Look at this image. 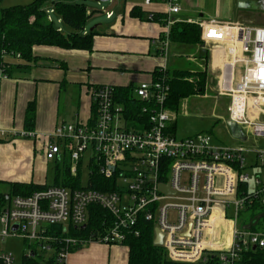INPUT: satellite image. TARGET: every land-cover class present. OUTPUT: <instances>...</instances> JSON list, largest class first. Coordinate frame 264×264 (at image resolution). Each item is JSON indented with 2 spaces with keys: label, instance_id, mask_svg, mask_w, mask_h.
<instances>
[{
  "label": "built area",
  "instance_id": "built-area-1",
  "mask_svg": "<svg viewBox=\"0 0 264 264\" xmlns=\"http://www.w3.org/2000/svg\"><path fill=\"white\" fill-rule=\"evenodd\" d=\"M143 2L149 5L152 0ZM165 2L168 11L160 48L164 61L158 67L162 74L141 81L134 91L138 99L152 103L144 108L150 114L147 126L128 127L124 106L114 96L115 86L96 85L90 88L95 107L91 121L59 125L46 146L47 158L53 159L65 143L73 175L88 153L89 174L96 166L103 177L113 180L114 189L50 185L29 196H14L0 212V264H16L13 254L1 247L9 237L24 239L28 255L34 254V245L40 254L49 253L35 257L41 264H66L75 247L93 242L123 244L129 234L138 236L142 217L154 223V230H161V246L174 262L197 264L216 255L221 264H237L244 252L264 250V228H255L264 215L260 213L247 227L239 223L242 211L256 209V203L264 206V174L248 170L254 165L264 167V144L229 145L209 132L178 137L171 131L178 113L167 105L170 30L177 22L172 15L181 7L178 0ZM45 11L53 21L54 6ZM194 22L202 27L204 41L226 45L229 57L216 79L219 94L230 97L228 119L264 140V26L217 18ZM58 23H62L60 16ZM8 77L1 70L0 82ZM19 134L35 136L27 130ZM4 135L0 128V136ZM251 155L255 160H250ZM94 204L111 217L105 231H93L87 238L49 231L59 224L64 233L70 224L87 225ZM225 223L231 226L229 243Z\"/></svg>",
  "mask_w": 264,
  "mask_h": 264
},
{
  "label": "crops",
  "instance_id": "crops-1",
  "mask_svg": "<svg viewBox=\"0 0 264 264\" xmlns=\"http://www.w3.org/2000/svg\"><path fill=\"white\" fill-rule=\"evenodd\" d=\"M178 1L181 10L172 17L177 21L194 23L195 30L191 31L188 42L177 39L170 42L168 65L171 71H186L188 87H192L184 97L186 99L192 94L196 95L197 85L207 91L209 81L219 75L224 61L229 57L226 45L204 41L202 27L194 21L217 18L242 25L264 26L254 17L255 12L264 11V0H253L256 2L253 9H241L238 0H218L215 8L209 9L210 13L204 7L206 0ZM116 5L121 7L113 8L107 20L97 23L92 29L97 32L92 51L37 45L34 47L37 60L31 62L29 67L14 69L7 79L0 82V128L5 131L2 136L4 140L0 142V180L49 184L44 176V164L61 160L63 155L69 154V150L62 142V152L48 159L46 154L41 156L37 148L40 145V149L46 152L47 143L53 140L52 133L59 125L91 121L95 108L90 88L107 84L136 87L141 81L154 79L155 71L164 61L160 48L165 26L158 21L132 16L131 10L138 6L147 15L152 12L165 15L168 11L165 0H152L149 5L144 4L143 0H124L113 3L111 7ZM88 13L92 15L89 10ZM10 60L20 61L14 58ZM227 97L230 104V97ZM61 99L64 103L62 107ZM31 102L36 103L33 138L19 134L26 130V113ZM228 107L223 114L227 121ZM173 130L175 134L176 128ZM233 137L247 139V136L245 139ZM37 160L39 164H36ZM250 160H255V157L251 155ZM257 168L254 165L248 170L261 173ZM230 240L231 237H228L226 241L229 243ZM42 255L47 257L50 254ZM128 262L127 245L93 242L76 247L69 254L66 264Z\"/></svg>",
  "mask_w": 264,
  "mask_h": 264
},
{
  "label": "trees",
  "instance_id": "trees-1",
  "mask_svg": "<svg viewBox=\"0 0 264 264\" xmlns=\"http://www.w3.org/2000/svg\"><path fill=\"white\" fill-rule=\"evenodd\" d=\"M86 0H33L27 4H17L9 7H0V73L5 70L11 75L14 69L29 67L31 62L37 60L34 55V47L37 45L57 46L64 49H82L92 51L94 46V36L97 34L95 30H87V20L91 16L88 13ZM53 5L56 14L62 17V23L66 28L56 26L55 21H49L45 7ZM131 15L141 19H149L165 24V15L162 13L152 12L147 15L140 7L135 6L131 10ZM87 30V31H86ZM195 30L194 23L187 21L175 22L170 30V40H179L188 42L190 33ZM164 33L161 34V39ZM10 58L20 61H11ZM158 69L155 71V78L161 75ZM171 91L167 105L172 110L177 111L180 107V101L186 97L191 91L186 81V71L175 70L168 72ZM135 86H115L114 96L117 102L124 106V118L128 127L139 128L147 126L149 122V113L144 108H150L152 103L143 102L135 96ZM95 108V107H94ZM36 121V103L31 102L28 105L25 129L32 131ZM176 123L171 128H176ZM4 138L0 136V142ZM68 155V154H67ZM81 167V165H80ZM77 175L70 172V165L67 164L64 169H60V164L56 165V175L54 182L51 184L39 185L36 183L8 182L7 189L1 187L6 184L0 180V212L10 202L14 196H29L35 191L42 190L50 185L65 186L71 189L82 188L81 170ZM87 187L97 190L107 191L113 190V180L103 177L97 167H93V173L89 174ZM264 215V206L259 203L255 205ZM111 221L107 211L98 206L91 205L89 207V219L85 228L69 225L67 233L63 231V225H55L50 228V232L59 235H68L76 238L90 237L93 231H105L107 223ZM140 234H129L124 241V245L129 248L128 264H193L174 262L166 257L162 246L155 245L154 223L147 221L142 217L140 219ZM28 246V245H27ZM76 248V247H75ZM73 248L72 251L75 249ZM34 254L23 256L22 264H41L35 257H43L33 246ZM42 255V256H41ZM51 261H49V264ZM197 264H221L218 257H209L207 262L203 261ZM237 264H264V250L250 249L244 252Z\"/></svg>",
  "mask_w": 264,
  "mask_h": 264
},
{
  "label": "rangeland",
  "instance_id": "rangeland-1",
  "mask_svg": "<svg viewBox=\"0 0 264 264\" xmlns=\"http://www.w3.org/2000/svg\"><path fill=\"white\" fill-rule=\"evenodd\" d=\"M33 0H0V7L5 8L12 5L17 4H27ZM124 0H86L85 3L88 7V10L92 13V15L88 18L86 27L89 31H91L97 23L105 22L107 20L108 13L111 10L114 11L113 8H120L121 5H116L111 7L113 3L120 2ZM218 0H206L204 7H206L207 12L209 9L215 8ZM118 4V3H116ZM117 11V10H116ZM210 13V12H209ZM255 18L264 23V11L255 12ZM54 21L57 27L66 28V26L62 23H58V15L54 14ZM212 78V76H211ZM209 88L204 90L205 88L196 86V95H190L186 99H181L179 110L177 109V119H176V132L175 134L178 137H187L194 135L200 132H209L215 140L223 144H242L246 147L254 146V145H263L264 140L254 135L248 134L244 131L247 136L246 140H238L233 137L232 130L227 123V120L224 117V112L229 105V99L225 95L219 94L217 91V79L213 77V80L209 81ZM202 93V94H200ZM64 96V94L62 95ZM225 96V97H222ZM64 105L63 100L61 99V107ZM20 137L19 135H15ZM29 138H33L32 136ZM33 140V139H32ZM59 142V139L57 140ZM39 142H37L38 144ZM60 143V142H59ZM61 144V143H60ZM38 153L42 156L45 155L42 149H40V145L37 148ZM46 156V155H45ZM88 153L84 155L83 163L80 167L81 177H82V185H87L89 179V166H88ZM60 164V169H64V167L69 164L71 166L72 161L70 155H63L61 160L57 161L53 160L50 162H46L44 164L46 182L51 184L54 182L56 175V165ZM39 161L37 160V163ZM261 174H264V167H258ZM250 172L253 169L249 170ZM253 173V172H252ZM121 182V180L119 181ZM3 184L1 187L3 190H6L8 185ZM261 211L259 209H249L241 212L239 217V223L242 226H249L252 223V219H255L259 216ZM224 237L228 240V237H231V227H229L228 223H225ZM1 227V225H0ZM255 228L258 230H262L264 228V217L260 218V222L255 225ZM87 245V244H86ZM83 246V245H82ZM85 246V245H84ZM1 247L13 254L16 259V264H22L23 256L25 253H28V247L24 239L18 237H9L1 243Z\"/></svg>",
  "mask_w": 264,
  "mask_h": 264
},
{
  "label": "water",
  "instance_id": "water-1",
  "mask_svg": "<svg viewBox=\"0 0 264 264\" xmlns=\"http://www.w3.org/2000/svg\"><path fill=\"white\" fill-rule=\"evenodd\" d=\"M100 1H107V0H100ZM255 3L256 2H254L253 0H238V7H240L241 9H253V7H255L254 5ZM227 123L232 130L233 136L241 138V139H245L246 136L243 133L242 128L237 123H235L232 120H228ZM82 227L85 228L86 225H83ZM162 243H163V234L161 230L158 227H156L154 244L161 246Z\"/></svg>",
  "mask_w": 264,
  "mask_h": 264
},
{
  "label": "bare ground",
  "instance_id": "bare-ground-1",
  "mask_svg": "<svg viewBox=\"0 0 264 264\" xmlns=\"http://www.w3.org/2000/svg\"><path fill=\"white\" fill-rule=\"evenodd\" d=\"M228 224H229V227H231V226H230V223H228Z\"/></svg>",
  "mask_w": 264,
  "mask_h": 264
}]
</instances>
